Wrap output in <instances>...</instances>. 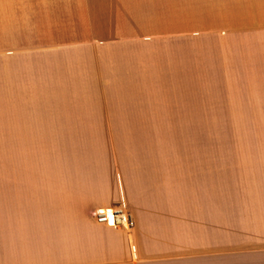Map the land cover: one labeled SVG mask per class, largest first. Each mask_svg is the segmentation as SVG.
<instances>
[{"label":"crops","instance_id":"crops-1","mask_svg":"<svg viewBox=\"0 0 264 264\" xmlns=\"http://www.w3.org/2000/svg\"><path fill=\"white\" fill-rule=\"evenodd\" d=\"M166 1L161 32L104 34L85 0L91 41L11 49L21 81L33 57L54 102L6 108L21 150L0 170V264H264V0H182L179 31ZM60 82L112 94L61 106ZM65 132L87 133L77 148ZM35 138L52 139L57 169H29ZM122 200L130 233L95 221Z\"/></svg>","mask_w":264,"mask_h":264},{"label":"rangeland","instance_id":"rangeland-1","mask_svg":"<svg viewBox=\"0 0 264 264\" xmlns=\"http://www.w3.org/2000/svg\"><path fill=\"white\" fill-rule=\"evenodd\" d=\"M92 4L98 8L95 13L97 24L104 34H109L111 28L127 27L137 30L138 34H151L161 32L166 28V16L169 7H166V0H91ZM170 11L173 14L174 31L181 29V7L182 0H172ZM114 10H120L119 19H114ZM86 13L85 0H0V170H5L7 165L14 169L17 154L21 147L17 146L15 140L11 139L9 144L6 142V108L8 106L26 107H49L53 105V92L48 89V84H40L37 76V64L32 63L33 57H27L24 61L25 78L22 82L20 67L16 62L10 61L7 57L11 56V49L24 45L50 46L66 44L75 41L87 42L89 36L85 30ZM114 29V28H113ZM88 37V38H87ZM119 41V40H118ZM93 42L99 43L97 38ZM29 62L33 65L29 68ZM61 73V72H60ZM65 74H77L74 67L63 70ZM98 74L100 72L98 71ZM86 84L77 82L58 83L57 102L58 105L68 106L91 105L100 107L103 105L102 96L112 94L111 89L103 87L98 83L92 88H83ZM91 85V84H90ZM164 88L161 93L170 92L168 83L161 84ZM97 86V87H96ZM23 90V97L20 98L17 88ZM96 87V88H95ZM114 94L115 90H113ZM86 99L88 104L86 103ZM73 133L77 136V148L81 147V138L87 132H65ZM102 133V132H90ZM110 139L114 133L103 132ZM121 133V132H120ZM142 132H122V135ZM126 137V136H125ZM161 138H192V132H159ZM84 139V138H83ZM39 143L41 148H39ZM52 139L43 138L41 141L30 140L24 149L29 160V169L53 170L55 164L54 145ZM78 165V163H77ZM79 166V165H78ZM73 169H86L84 166ZM58 169H62L59 165ZM68 169V166L67 168Z\"/></svg>","mask_w":264,"mask_h":264},{"label":"built area","instance_id":"built-area-1","mask_svg":"<svg viewBox=\"0 0 264 264\" xmlns=\"http://www.w3.org/2000/svg\"><path fill=\"white\" fill-rule=\"evenodd\" d=\"M94 219L97 223L118 230L131 232L135 228V220L122 200L118 206L102 207L95 211Z\"/></svg>","mask_w":264,"mask_h":264}]
</instances>
